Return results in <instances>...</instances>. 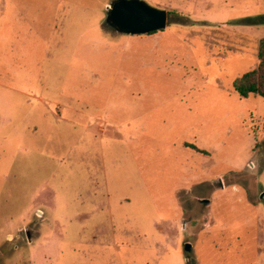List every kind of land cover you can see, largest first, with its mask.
<instances>
[{
	"label": "rangeland",
	"instance_id": "374dc122",
	"mask_svg": "<svg viewBox=\"0 0 264 264\" xmlns=\"http://www.w3.org/2000/svg\"><path fill=\"white\" fill-rule=\"evenodd\" d=\"M112 1L0 0V264H264V98L233 87L259 64L263 0H226L235 9L225 19L243 18L231 25L243 24L244 46L223 60L210 59L203 26L181 25L175 11L162 31L106 29ZM173 29L194 52L178 42L173 57L157 53ZM80 109L111 123L142 116V152L110 122L92 135ZM158 137L212 155L166 152ZM191 162L215 175L194 188L199 200L182 187Z\"/></svg>",
	"mask_w": 264,
	"mask_h": 264
},
{
	"label": "crops",
	"instance_id": "0c3cea01",
	"mask_svg": "<svg viewBox=\"0 0 264 264\" xmlns=\"http://www.w3.org/2000/svg\"><path fill=\"white\" fill-rule=\"evenodd\" d=\"M224 1V0H223ZM264 2V0H263ZM180 5V4H179ZM185 7H179L174 1H171L167 4L166 6V10H168L169 12H173L175 11L176 15H178V17H184L186 20L185 21H181L180 20V24L184 25V26H188V27H195L194 25L197 24H201L203 26V32L205 34V38L207 40L210 41V45L211 44H216L219 42H224L227 44H224L222 47L223 50L221 51L220 49H215L212 51V49H210V45H209V53L212 52V54H214L216 57H212L210 59H217V60H223L224 57L226 55L224 54H242L243 52V46H244V27L243 24L237 26V25H231L232 22L238 23L243 21V18L240 17H230L231 13L234 11V5L231 4H227L226 0L225 2H221V3H215L214 1H209V3L207 4V6H202L200 3H195L193 5H189V7L183 5ZM229 20L225 19V16H228ZM194 17V18H193ZM167 28V27H166ZM165 28V29H166ZM162 31V30H161ZM166 31V30H165ZM201 31V30H200ZM175 30H170V33L168 34H162L160 36V39L162 40L163 44L162 45H158L157 46V53H159L161 50H163L164 52H161L162 55L164 56V58H171L176 54H167V53H171L170 51H168L167 49H179V46L176 45V43L178 44H182L184 45V48L186 50H188V52L192 53L195 50V46L193 45V42L190 41V45L189 47L187 46V44L185 43V41L183 40V38H179L176 34H175ZM166 33V32H165ZM195 33H197L195 31ZM171 35V39L168 38ZM178 41H177V40ZM261 39H257V49H258V58H259V46H260V41ZM160 40V43H161ZM166 44V45H164ZM164 53V54H163ZM211 55V54H210ZM180 56V55H177ZM260 63V60H259ZM259 66V64H258ZM257 66V67H258ZM253 71V70H251ZM250 72V71H248ZM247 73V72H246ZM245 74V73H244ZM243 74V75H244ZM242 74L240 75V77H237L234 81H233V87H234V82L241 78L243 76ZM217 83L219 84H223L220 79L216 80ZM217 86V85H216ZM240 95V94H239ZM251 96V95H250ZM240 98H247V97H243L240 95ZM242 103V101H240ZM42 103H44V101H42ZM121 103V102H120ZM125 105L124 106H128L130 103V106H137L139 102H130V101H126L124 102ZM141 103V102H140ZM218 105L221 106H232L233 104L231 102H229L226 99H223L219 101ZM228 105V106H227ZM140 107H142V104H139ZM125 111H127V108L124 109ZM228 111V110H227ZM186 114V113H185ZM229 112L226 113L224 116H229ZM238 114V113H237ZM76 117L79 116V120H83V121H79V122H85L86 123V128L87 131H89L92 135H98L96 132H104L105 131V127L108 126V122L107 121L109 119L106 118H101L99 115H88L87 113H85L82 109L79 110V114L76 112ZM122 119H120V121H114L113 123H111L114 127H117V130L119 132V135L123 136L125 139H129L131 142H134L137 146V143H139V148L142 152V148L144 147V145H146V143L144 142V138L146 136V132L148 130V124L147 122L144 121V119L142 118V116H139V118H134V120L131 119H125L123 121H121ZM70 121V120H69ZM71 124L74 123V121H70ZM81 123H79L80 126ZM101 124H103L101 126ZM83 125V124H82ZM85 126V125H83ZM101 129V130H100ZM135 130V131H134ZM137 130H138V136H137ZM248 136H249V149L252 150L254 148L253 146V135L250 134L249 130H248ZM204 135H206L205 133H203ZM208 138L210 137V135L207 136ZM201 146V145H200ZM198 146L197 144L194 143H182L179 142L178 144L175 142H169V143H164L161 142L159 137L157 140V144H156V148L157 149H165L166 152H170L173 150H181V151H185L187 153H189L188 155H190L191 153H197V155H201V156H211L212 153L210 152L209 149H205ZM199 163H196L194 165V163H190L188 165L187 173L188 179L185 178V183H183L182 187L186 188V192L187 194L191 195L194 193V188L198 187L202 184H205L208 186L212 183V179L213 177H215V175L211 174L210 170L207 171H203L201 168L199 169L198 167H200L201 165H198ZM233 164V163H232ZM230 164V166L228 165V169H231L232 171H236L237 166L236 165H232ZM186 176V175H184ZM220 175H217V177H219ZM99 184L97 183V186L95 184V182H93L92 187L96 188L98 187ZM106 186L108 187L109 184H106ZM226 186H217L215 190L218 191H223L225 189ZM184 189V188H183ZM179 192V190L177 191ZM192 198H196L197 200L201 199V197H196L195 194H193V196H191ZM205 200L211 201V207H213L215 204H217L218 199L221 198V196L214 194L211 198H206L204 197ZM177 207L180 210V215L182 214L181 212V208H180V204L179 202L177 203ZM40 212L42 211L41 209H39ZM43 212V211H42ZM212 214V213H211ZM210 214V215H211ZM217 216H211V223L214 221V219H216ZM211 223H208L207 226H205V230H211L212 229V225ZM190 226V222L186 223V227L184 226L185 229H187V227Z\"/></svg>",
	"mask_w": 264,
	"mask_h": 264
},
{
	"label": "water",
	"instance_id": "95a60500",
	"mask_svg": "<svg viewBox=\"0 0 264 264\" xmlns=\"http://www.w3.org/2000/svg\"><path fill=\"white\" fill-rule=\"evenodd\" d=\"M168 23V10L155 8L144 0H114L104 20L106 29L131 36L164 30Z\"/></svg>",
	"mask_w": 264,
	"mask_h": 264
},
{
	"label": "trees",
	"instance_id": "16d2710c",
	"mask_svg": "<svg viewBox=\"0 0 264 264\" xmlns=\"http://www.w3.org/2000/svg\"><path fill=\"white\" fill-rule=\"evenodd\" d=\"M259 66L234 82L235 90L243 97L258 95L264 98V38L259 46Z\"/></svg>",
	"mask_w": 264,
	"mask_h": 264
}]
</instances>
